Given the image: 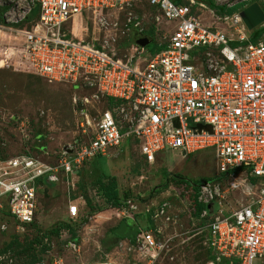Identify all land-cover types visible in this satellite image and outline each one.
I'll list each match as a JSON object with an SVG mask.
<instances>
[{
	"label": "built area",
	"instance_id": "built-area-1",
	"mask_svg": "<svg viewBox=\"0 0 264 264\" xmlns=\"http://www.w3.org/2000/svg\"><path fill=\"white\" fill-rule=\"evenodd\" d=\"M136 3L153 8L156 20L172 24L159 52L151 54L136 46L137 54L124 59L106 46L78 38L65 26L85 13L98 18L103 12ZM214 4L208 7L199 0H0V30L15 29L18 44L22 42L17 52L25 71L48 82L92 87L97 92L94 96L101 95L106 103L89 141L64 148L54 161L29 155L0 158V212L12 219L15 232H23L34 221L38 190L44 183L69 182L86 161L106 155L127 138L138 142L149 164L165 149L179 150L184 157L215 148L218 176L224 177L196 184L197 201L205 205L199 214L207 221L205 243L218 258L264 264V32L255 41L246 33L243 2ZM236 6L231 13H217V7ZM201 8L233 27L235 34L203 24L197 13ZM144 53L147 57L141 56ZM109 99H114L111 106ZM223 180H227L225 187ZM238 189L246 194V202L224 210V199ZM172 195L179 196L171 193L144 204L132 198L124 201L128 209L143 207L145 215L135 243H130L137 264H157L166 245L157 237L162 229L158 222L169 225L176 217ZM78 211V204L71 202L69 216L74 218ZM1 229H6L5 223ZM69 245L76 246L73 241Z\"/></svg>",
	"mask_w": 264,
	"mask_h": 264
},
{
	"label": "rangeland",
	"instance_id": "rangeland-1",
	"mask_svg": "<svg viewBox=\"0 0 264 264\" xmlns=\"http://www.w3.org/2000/svg\"><path fill=\"white\" fill-rule=\"evenodd\" d=\"M214 1H239L243 2L242 7L258 3L264 9V0ZM201 11L197 13L203 24H215L235 34L233 27L217 20L208 9L201 8ZM224 12L227 11H217ZM155 14L153 8L136 3L120 11L103 12L98 18L93 13H85L65 26L78 38L106 46L126 59L137 54L135 40L139 36H149L148 45L163 48L166 44L172 24L166 19L156 20ZM16 36L14 28L0 30V158L29 155L54 161L64 148L89 141L99 112L106 103L101 95L94 96L97 92L92 87L48 82L25 71L20 64ZM141 56L147 57V53ZM218 174L215 148L184 157L179 150L165 149L149 164L139 152L138 142L127 138L100 159L86 161L70 183L65 179L56 184L44 183L46 187L38 190L35 219L24 232H15L12 219L0 212V264L91 261L137 264L138 256L130 248V243L136 240L135 228L131 225L134 222L139 227V223H144L143 207L128 209L107 201L100 183L111 177L115 179L118 192L139 204L149 200L157 202L171 193L179 195L169 198L173 203L172 213L176 215L174 221L169 225L158 222L162 229L157 237L166 245L157 264H206L211 255L205 243L207 221L190 216L192 206L188 200L185 203L182 200L192 191L191 187L173 176L185 178L194 185ZM222 185L225 187L227 180H223ZM228 194L223 201L227 211L247 200L246 194L239 189ZM71 202L79 207L74 218L68 214ZM123 209L125 213H119ZM2 223L6 224L4 230ZM70 241L76 246H70ZM253 264L260 263L255 260Z\"/></svg>",
	"mask_w": 264,
	"mask_h": 264
},
{
	"label": "trees",
	"instance_id": "trees-1",
	"mask_svg": "<svg viewBox=\"0 0 264 264\" xmlns=\"http://www.w3.org/2000/svg\"><path fill=\"white\" fill-rule=\"evenodd\" d=\"M177 1H180V0H177ZM203 2H205L208 6L210 7H215V4H214V0H201ZM239 6H236V7H233V8H230V9H225L224 7H217L219 11H227L228 13H231L233 12V10L237 9ZM0 21H1V12H0ZM264 32V26L261 27L256 33L252 34L251 35V39L253 41H255L257 39V37L262 34ZM147 50L150 52V53H155L157 51H160L162 48L161 46H155V45H147L146 46ZM107 103H108V106H111L113 103H114V99H109L107 100ZM103 156H97L95 157L96 158H101ZM217 178L221 179L224 177V175H220V176H216ZM215 177V178H216ZM173 178H175L177 181L181 182V183H184L186 184L187 186H190L191 187V195L188 197V200L191 201V204H192V210H191V214L190 215H196L197 217H199V214L201 212V210L205 207V205L199 203L197 201V195H196V192H197V183L194 184V185H191V183L185 179V178H182L180 176H173ZM210 179H214V177H210V178H207V179H204V180H210ZM46 187V186H45ZM100 188L102 189L103 191V194H104V197L107 201L109 202H112L115 206H124V201L128 198L125 197L124 193H120L117 191L116 187H115V179L113 177L111 178H108L107 182H101L100 183ZM89 203V201L87 202ZM33 223V222H32ZM32 223H30L29 225L26 226V229L28 228V226H30ZM134 226L135 228V236L136 234L139 232L138 231V225L135 224L133 222V225H131V228ZM24 230V231H25ZM23 231V232H24ZM75 235V234H74ZM121 236V235H120ZM208 247V246H207ZM209 251L211 252V255L209 256L210 257V260L209 262H207L206 264H209L210 262H214V264H237V260L236 259H232V258H226V257H220L218 258V256L214 253V251L209 248Z\"/></svg>",
	"mask_w": 264,
	"mask_h": 264
},
{
	"label": "water",
	"instance_id": "water-1",
	"mask_svg": "<svg viewBox=\"0 0 264 264\" xmlns=\"http://www.w3.org/2000/svg\"><path fill=\"white\" fill-rule=\"evenodd\" d=\"M259 11V12H258ZM257 13V16H259L260 18H256V19H253L251 16H250V13ZM241 17L243 19V21L245 22L246 26L248 28H252L255 23L259 20H262L263 19V13L262 11L258 8L257 4L253 3L251 4L248 8H244L242 11H241ZM151 42V38L149 36H146V35H143V36H139L136 38L135 40V44L139 47H146L149 43ZM183 154H185V152H183ZM41 183V182H40Z\"/></svg>",
	"mask_w": 264,
	"mask_h": 264
},
{
	"label": "crops",
	"instance_id": "crops-1",
	"mask_svg": "<svg viewBox=\"0 0 264 264\" xmlns=\"http://www.w3.org/2000/svg\"><path fill=\"white\" fill-rule=\"evenodd\" d=\"M250 6V5H249ZM249 6H245V7H243V8H241V10H243L244 8H248ZM257 6H258V8L261 10V11H263L264 9L263 8H261L260 7V5L257 3ZM259 12V11H258ZM250 16L253 18V19H256L257 17L258 18H260L259 16H257V13H250ZM262 21H263V19L262 20H259V21H257L256 23H255V25L252 27V28H247L248 30H246V33L248 34V35H252V34H254V33H256L261 27H262ZM259 37V36H258ZM257 37V38H258ZM157 52H159V51H157ZM152 54V53H151Z\"/></svg>",
	"mask_w": 264,
	"mask_h": 264
},
{
	"label": "bare ground",
	"instance_id": "bare-ground-1",
	"mask_svg": "<svg viewBox=\"0 0 264 264\" xmlns=\"http://www.w3.org/2000/svg\"><path fill=\"white\" fill-rule=\"evenodd\" d=\"M1 61H2V60H1ZM112 263H113V262H112ZM112 263H111V264H112Z\"/></svg>",
	"mask_w": 264,
	"mask_h": 264
}]
</instances>
